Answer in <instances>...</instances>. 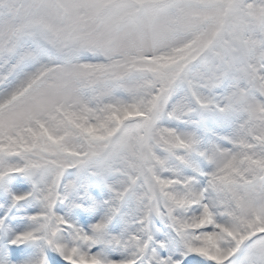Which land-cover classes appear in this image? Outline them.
<instances>
[{
  "label": "snow or ice",
  "instance_id": "1",
  "mask_svg": "<svg viewBox=\"0 0 264 264\" xmlns=\"http://www.w3.org/2000/svg\"><path fill=\"white\" fill-rule=\"evenodd\" d=\"M0 264H264V0H0Z\"/></svg>",
  "mask_w": 264,
  "mask_h": 264
}]
</instances>
